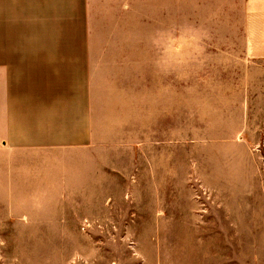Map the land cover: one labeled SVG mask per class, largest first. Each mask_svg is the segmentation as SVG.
<instances>
[{
	"label": "rangeland",
	"instance_id": "obj_1",
	"mask_svg": "<svg viewBox=\"0 0 264 264\" xmlns=\"http://www.w3.org/2000/svg\"><path fill=\"white\" fill-rule=\"evenodd\" d=\"M146 1L93 28L120 46L95 66L94 143L0 153V264H264V60L229 0H171L206 36L162 71Z\"/></svg>",
	"mask_w": 264,
	"mask_h": 264
},
{
	"label": "crops",
	"instance_id": "obj_2",
	"mask_svg": "<svg viewBox=\"0 0 264 264\" xmlns=\"http://www.w3.org/2000/svg\"><path fill=\"white\" fill-rule=\"evenodd\" d=\"M228 5L240 10L245 55L264 60V0ZM140 6L141 0H0V153L94 143L95 66L120 46L95 41L93 28L139 24ZM145 6L153 9L152 25L172 23L171 0Z\"/></svg>",
	"mask_w": 264,
	"mask_h": 264
},
{
	"label": "clouds",
	"instance_id": "obj_3",
	"mask_svg": "<svg viewBox=\"0 0 264 264\" xmlns=\"http://www.w3.org/2000/svg\"><path fill=\"white\" fill-rule=\"evenodd\" d=\"M174 34H180L185 41L183 55H174L172 47ZM206 33L204 30L190 22H172L156 27L149 36L151 47L157 50L154 63L164 72L178 71L194 63L201 52V40Z\"/></svg>",
	"mask_w": 264,
	"mask_h": 264
}]
</instances>
